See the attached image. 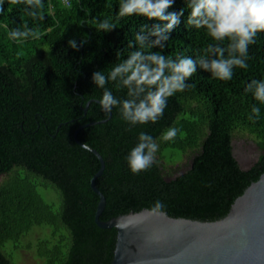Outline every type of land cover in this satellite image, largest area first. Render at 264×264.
I'll list each match as a JSON object with an SVG mask.
<instances>
[{
  "label": "trees",
  "instance_id": "obj_1",
  "mask_svg": "<svg viewBox=\"0 0 264 264\" xmlns=\"http://www.w3.org/2000/svg\"><path fill=\"white\" fill-rule=\"evenodd\" d=\"M43 2L38 10L43 19L29 16L25 3L7 0L0 14V179L7 176L0 184V264H13L5 246L20 249L34 227L50 231L49 237L38 239V256L45 264L111 263L116 230L95 224L99 198L90 187L100 163L73 137L77 128L91 122L106 120L82 128L77 138L104 160L95 181L105 198L100 220L145 209L172 218H224L235 199L264 173V104L245 91L251 80H264V34L249 48V67L236 68L231 81L213 79L198 69L189 81L192 87L169 98L158 123L131 127L118 109L108 116L95 101L83 109L103 95L93 73L107 72L126 58L141 26L154 22L138 16L117 19L121 0ZM181 9V24L163 54L195 58L213 41L205 30L186 25L190 10L184 0H175L169 11ZM109 18L116 29L104 33L98 22ZM24 24L38 30L39 38L13 40L9 30ZM73 39L78 46L85 41L79 51L68 46ZM108 87L126 98V90L117 91L111 83ZM253 105L260 108L256 123L248 119ZM169 127L183 133L175 142L160 139ZM140 132L152 135L159 150L149 171L133 174L127 156ZM246 134L261 154L243 167L233 140ZM166 151L171 153L168 158ZM187 151L189 164L179 169L177 163ZM36 180L59 195L58 208L37 192Z\"/></svg>",
  "mask_w": 264,
  "mask_h": 264
},
{
  "label": "clouds",
  "instance_id": "obj_2",
  "mask_svg": "<svg viewBox=\"0 0 264 264\" xmlns=\"http://www.w3.org/2000/svg\"><path fill=\"white\" fill-rule=\"evenodd\" d=\"M9 4L25 3L28 15L34 19L43 9V0H7ZM175 0H121L117 19L143 17L147 21L128 47L133 49L126 58L119 60L107 72L95 71L92 81L96 88L103 89L98 101L106 115L119 110L121 118L131 127L158 123L164 116L169 98L192 87L189 83L198 69L211 74V78L228 82L233 79L235 69L249 67V48L256 44L260 34H264V0H184L189 9L186 25L203 29L211 37L212 43L197 53L196 57L163 54L171 39V33L181 24L185 9L169 11ZM4 0H0V14L4 13ZM23 29V30H22ZM98 29L111 33L116 24L109 19L98 22ZM13 40L38 39V30L22 28L9 30ZM85 41L77 45L69 40L68 46L79 51ZM160 49V51H154ZM118 59V58H117ZM113 84L117 91L126 90V98L113 94L108 87ZM246 92L264 104V80H251ZM260 118V108L253 105L248 119L256 123ZM181 129L169 127L161 136L164 142H175ZM159 144L152 135L140 132L138 143L127 156L133 174L149 171L156 161ZM159 206V202H157Z\"/></svg>",
  "mask_w": 264,
  "mask_h": 264
},
{
  "label": "water",
  "instance_id": "obj_3",
  "mask_svg": "<svg viewBox=\"0 0 264 264\" xmlns=\"http://www.w3.org/2000/svg\"><path fill=\"white\" fill-rule=\"evenodd\" d=\"M92 101L99 103L88 101L84 112ZM104 122L82 125L73 137L100 163L90 187L99 198L95 224L101 229L116 230L110 264H264V173L235 199L224 218H172L164 212L145 209L100 220L105 198L95 181L103 173L104 160L95 149L81 143L77 134L84 127Z\"/></svg>",
  "mask_w": 264,
  "mask_h": 264
},
{
  "label": "rangeland",
  "instance_id": "obj_4",
  "mask_svg": "<svg viewBox=\"0 0 264 264\" xmlns=\"http://www.w3.org/2000/svg\"><path fill=\"white\" fill-rule=\"evenodd\" d=\"M233 145L235 149V155L240 160V163L243 167H247L250 164H252L261 154L260 150L256 147L253 138L249 134L234 139ZM170 155H171L170 151H166L164 153V156L166 158H168ZM190 155L191 152L187 151L186 154L183 156L182 160L179 163H177L179 169L185 168L189 164ZM177 166H175L174 168H176ZM167 172L170 171L167 170ZM6 178H7L6 175L2 176L0 179V184ZM36 182H37L36 183L37 192L41 195V197L47 203H50L55 208H58L60 205L59 195L54 191L44 190L41 181L36 180ZM43 229H45V231ZM46 229L47 228H42V229L37 227L32 228L28 232L27 236L23 238V240L20 242L21 247L18 250H15L13 246L10 244H7L5 246L4 251L8 254H11L13 264H45L44 260L38 256L42 252V250L40 249V245L38 243V239L43 238L44 236L49 237L50 231L48 230L49 232H46ZM29 244L30 247H28Z\"/></svg>",
  "mask_w": 264,
  "mask_h": 264
},
{
  "label": "built area",
  "instance_id": "obj_5",
  "mask_svg": "<svg viewBox=\"0 0 264 264\" xmlns=\"http://www.w3.org/2000/svg\"><path fill=\"white\" fill-rule=\"evenodd\" d=\"M63 4L68 5V0H61Z\"/></svg>",
  "mask_w": 264,
  "mask_h": 264
}]
</instances>
